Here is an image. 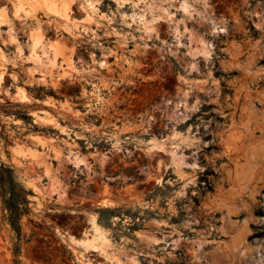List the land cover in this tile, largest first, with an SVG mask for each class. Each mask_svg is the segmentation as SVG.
I'll list each match as a JSON object with an SVG mask.
<instances>
[{
  "label": "rangeland",
  "instance_id": "rangeland-1",
  "mask_svg": "<svg viewBox=\"0 0 264 264\" xmlns=\"http://www.w3.org/2000/svg\"><path fill=\"white\" fill-rule=\"evenodd\" d=\"M71 1L0 0V264H264V0Z\"/></svg>",
  "mask_w": 264,
  "mask_h": 264
},
{
  "label": "bare ground",
  "instance_id": "bare-ground-1",
  "mask_svg": "<svg viewBox=\"0 0 264 264\" xmlns=\"http://www.w3.org/2000/svg\"><path fill=\"white\" fill-rule=\"evenodd\" d=\"M71 0H37V2L38 3H34L35 5L36 4H39V6L40 7H44V9L48 12V13H52V14H54V15H56V16H59V17H63L64 19H66V20H68L69 19V12H68V9L70 8L69 7V5H70V3L71 4H73L72 3V1L70 2ZM88 1V0H87ZM89 2H91V1H89ZM17 3V2H16ZM86 3V2H85ZM92 3V2H91ZM90 3V4H91ZM96 3V2H95ZM33 4V5H34ZM90 4H86V6L85 7H87V5H89L90 6ZM14 6V5H13ZM16 6V5H15ZM84 9V8H83ZM83 9H81L82 11H85V9L83 10ZM88 9V8H87ZM94 9V8H93ZM18 10V9H17ZM71 10V9H70ZM69 10V11H70ZM91 11H93V10H91ZM70 12H72V11H70ZM87 14V13H86ZM88 16L90 17V15L88 14ZM19 17V16H18ZM91 18L92 17H90L89 18V20H90V22H91ZM71 19V18H70ZM93 19V18H92ZM5 21V20H4ZM88 21V20H87ZM86 21V22H87ZM93 21V20H92ZM7 24H8V22H7ZM66 24V23H65ZM11 24H9V26H10ZM37 25V24H36ZM74 26H75V24H73ZM73 25H71L72 27H73ZM39 26V25H38ZM66 26V25H65ZM11 27H12V25H11ZM11 27H10V29H11ZM75 27H77V26H75ZM74 27V28H75ZM38 28V27H37ZM74 28H73V30H74ZM9 29V30H10ZM70 29V28H69ZM68 29V30H69ZM39 30H40V28H39ZM11 32V31H10ZM71 32V31H70ZM9 33V32H8ZM13 33V32H12ZM75 33V32H74ZM73 33V34H74ZM11 34V33H10ZM16 34V33H15ZM77 34V33H76ZM9 35V34H8ZM10 36V35H9ZM16 36V35H15ZM11 37H12V35H11ZM15 38V37H14ZM14 38H12L13 40H14ZM17 39V38H16ZM16 40H14V42H15ZM37 42H39V44L40 45H43V43L42 42H40L39 40H37L36 42H34V44H33V47L31 48V51H32V53H31V58H32V61L34 62V63H36V64H38V65H47V64H45V63H48V64H50L49 66H52V65H54L52 62H50V61H48V62H45L44 63V61L42 60V58H41V56L40 55H38V53H37V49L35 48V46H37V45H35ZM19 44V43H18ZM32 46V45H31ZM20 50V49H19ZM46 58V57H45ZM52 64V65H51ZM45 118V117H44ZM55 124V123H54ZM257 153H259L258 151H255L253 154L254 155H256ZM74 157H76V156H74ZM94 223V222H93ZM237 232V231H236ZM240 233V234H239ZM92 235V234H91ZM104 235V234H103ZM236 235V234H235ZM240 235H241V232L240 231H238V233H237V236H236V238H234L233 237V239H232V246L233 247H238L240 244ZM97 240H101L102 242H104V237L100 234V232H99V229L95 226V228H94V234L89 238H85V239H82V240H80L79 242L80 243H87V242H90V241H97ZM242 240H243V238H242ZM94 244H95V242H94ZM100 245H102V244H100ZM235 250V249H234Z\"/></svg>",
  "mask_w": 264,
  "mask_h": 264
},
{
  "label": "trees",
  "instance_id": "trees-1",
  "mask_svg": "<svg viewBox=\"0 0 264 264\" xmlns=\"http://www.w3.org/2000/svg\"><path fill=\"white\" fill-rule=\"evenodd\" d=\"M9 203H10V205H11L10 217H11V218H13V217H15V216L17 217L18 212H17V208H16L15 205H14V202L11 201V200L9 199Z\"/></svg>",
  "mask_w": 264,
  "mask_h": 264
}]
</instances>
